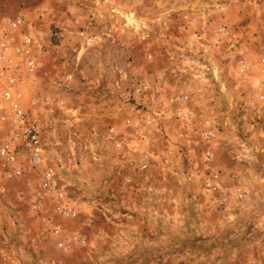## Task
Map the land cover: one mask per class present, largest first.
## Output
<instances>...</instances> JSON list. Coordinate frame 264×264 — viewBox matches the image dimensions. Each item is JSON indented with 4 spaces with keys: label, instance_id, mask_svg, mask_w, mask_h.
I'll list each match as a JSON object with an SVG mask.
<instances>
[{
    "label": "rangeland",
    "instance_id": "1",
    "mask_svg": "<svg viewBox=\"0 0 264 264\" xmlns=\"http://www.w3.org/2000/svg\"><path fill=\"white\" fill-rule=\"evenodd\" d=\"M10 15L64 199L41 168L0 179V264H264V0H0Z\"/></svg>",
    "mask_w": 264,
    "mask_h": 264
},
{
    "label": "built area",
    "instance_id": "2",
    "mask_svg": "<svg viewBox=\"0 0 264 264\" xmlns=\"http://www.w3.org/2000/svg\"><path fill=\"white\" fill-rule=\"evenodd\" d=\"M0 28V130L4 136L0 147V158L4 163L0 179L21 178L28 169L41 168L45 162L44 133L40 124L34 118L30 106L21 92L28 86L37 70L36 43L27 27L23 15H10L3 18ZM244 69H242L243 71ZM263 100V97H261ZM187 96L180 97L178 104L181 120H191L193 112L184 106ZM50 99L44 98L43 105H50ZM211 137L213 138V134ZM207 137V135H206ZM42 186L48 193H56L62 201L64 194L58 186V179L52 168L39 170ZM218 175L209 179V187L218 190L215 184ZM237 195L243 194L238 190ZM216 199V197L214 196ZM57 211L66 217L74 211L65 204H59ZM58 232V228H55Z\"/></svg>",
    "mask_w": 264,
    "mask_h": 264
},
{
    "label": "crops",
    "instance_id": "3",
    "mask_svg": "<svg viewBox=\"0 0 264 264\" xmlns=\"http://www.w3.org/2000/svg\"><path fill=\"white\" fill-rule=\"evenodd\" d=\"M261 111H264V109L262 108ZM203 133L205 135H207L208 133H212L213 134V139L210 140V141H216V140H218L219 136L223 134V133H217L215 130H211L210 128L205 129V131H203ZM207 141H209V140H207ZM242 146H244V145H242Z\"/></svg>",
    "mask_w": 264,
    "mask_h": 264
}]
</instances>
